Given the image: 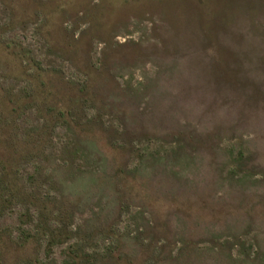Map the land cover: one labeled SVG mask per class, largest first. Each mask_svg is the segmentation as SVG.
I'll return each instance as SVG.
<instances>
[{"label":"rangeland","instance_id":"374dc122","mask_svg":"<svg viewBox=\"0 0 264 264\" xmlns=\"http://www.w3.org/2000/svg\"><path fill=\"white\" fill-rule=\"evenodd\" d=\"M13 181L0 264H264V0H0Z\"/></svg>","mask_w":264,"mask_h":264},{"label":"trees","instance_id":"16d2710c","mask_svg":"<svg viewBox=\"0 0 264 264\" xmlns=\"http://www.w3.org/2000/svg\"><path fill=\"white\" fill-rule=\"evenodd\" d=\"M16 184L17 183L13 181L10 184V186H8V189H12L13 191H16V192H14L12 199L5 201L4 205L0 208V214L4 211V208L8 202L12 203L22 196L21 193H23V192H19ZM44 210H47V208H44ZM40 212H41L40 215L44 213L43 210H40ZM41 226H42L41 223L39 225H37V227H40V228H41ZM45 227H42V229H43V230L41 229L42 233H43V235H47V234L51 235L52 243L56 240H58L59 244L65 243L66 241H68V239L71 238L70 233H68L67 229H61V231H59L60 233L57 232V235H55V230L53 231L51 229H48V231H47V230H44ZM40 232L38 231L37 235H33L32 232H30V235H31L30 238L32 237L35 241H40V240H38V239H41L38 236ZM36 236H38L37 239L34 238ZM3 238H4V233L0 232V243L3 242ZM52 243H51V245H52ZM68 251H69V254L67 255L68 259H66L62 264H97L98 263L99 259L96 256H93V255L89 254L88 252H86L84 250V248L82 247V245L79 243H75L73 246H71L69 248ZM28 264H55V263H47V262H43V261L38 260L37 263L29 262Z\"/></svg>","mask_w":264,"mask_h":264}]
</instances>
